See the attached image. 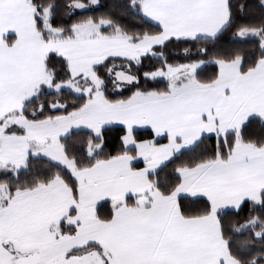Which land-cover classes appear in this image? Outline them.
<instances>
[{"label":"snow or ice","instance_id":"6c2138e0","mask_svg":"<svg viewBox=\"0 0 264 264\" xmlns=\"http://www.w3.org/2000/svg\"><path fill=\"white\" fill-rule=\"evenodd\" d=\"M0 264H264V0H0Z\"/></svg>","mask_w":264,"mask_h":264}]
</instances>
